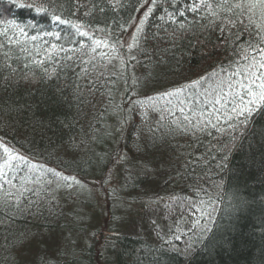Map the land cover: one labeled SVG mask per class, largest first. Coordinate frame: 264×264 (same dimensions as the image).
Instances as JSON below:
<instances>
[{"label":"trees","instance_id":"trees-1","mask_svg":"<svg viewBox=\"0 0 264 264\" xmlns=\"http://www.w3.org/2000/svg\"><path fill=\"white\" fill-rule=\"evenodd\" d=\"M140 3L0 0V264H264V114L198 130L255 71L264 21L158 0L134 42Z\"/></svg>","mask_w":264,"mask_h":264},{"label":"snow or ice","instance_id":"snow-or-ice-1","mask_svg":"<svg viewBox=\"0 0 264 264\" xmlns=\"http://www.w3.org/2000/svg\"><path fill=\"white\" fill-rule=\"evenodd\" d=\"M15 0H13V3ZM224 4L227 8V11L231 13V18L228 19V22L235 26L237 23L243 24L245 18L249 21V26L251 25L252 18L256 17L260 19L261 21H264V0H236L235 3H231L230 0H224ZM18 8H25V7H31L30 5L26 4H16L15 5ZM201 7H203V3L201 0ZM208 7H211V5H208ZM35 11L37 13L46 12L47 10L44 8H36ZM161 11L160 5L158 3V0H141L140 7L136 9L137 15L131 18V22L129 23V27L124 29L123 31L129 35H131L132 40L135 42L137 41V33H141L144 31V26L148 24L151 17L156 14V12ZM185 11H192V12H198L200 11V7L196 5V0H193V6L189 9L186 8ZM142 13V15H141ZM257 14H259L257 16ZM180 16H183L184 13H179ZM33 19H35L33 17ZM54 21H57L59 23L67 24L69 21L61 20L59 16L54 15L52 17ZM136 21H139V23H136ZM28 27H32L31 24L27 25ZM221 32L224 30V25H220ZM258 29L260 26H257ZM135 28L136 32L133 33L132 29ZM24 32V29H21V33ZM47 36H56L57 39H59V33H45ZM82 36H87V32L81 33ZM259 35V31L257 33ZM36 37H33V40H35ZM99 44L100 41H97ZM123 43L127 45L129 49L133 47V44L128 43V37H124ZM55 47V45H53ZM61 51H64V49H60ZM261 54L260 62L252 65L253 68H255V71H250L249 73H233L232 76L241 75L242 79L234 82L229 83L228 89L229 91L227 93H224L215 103L216 105H223L224 111L222 112L219 107H215V113L214 117L217 121V123H212L211 119L204 122V128L198 129L200 131L205 130L208 127L213 128L214 130L218 132L225 131V128L218 127V124L226 125V129L231 132H236L241 126H244L245 128L252 122L253 117H258L261 114H264V48L259 49ZM51 59V57H49ZM134 59V58H132ZM35 63V61H34ZM42 64L43 61H40ZM27 67V65H25ZM203 79V78H201ZM139 83V82H134ZM237 84L239 90H237ZM131 87V86H130ZM127 94V93H126ZM170 93H164V95H169ZM145 99H151V97H145ZM141 101H131L132 105L141 104ZM163 119V117H162ZM129 118L127 116H121V127L118 129L121 135H123L124 128L128 125ZM191 123V122H189ZM236 137L233 136V139ZM0 146H3L6 151L11 150L15 151V149H10V146L7 144L6 141L0 140ZM116 156L119 160H123L125 162H128V157L126 154L121 155L119 152L116 153ZM40 171H43L50 176L58 177L61 180L64 181L67 188L71 189L73 185H80L83 187L84 185L81 183V181H84V183H87L86 177H81L80 179H77L75 175L66 176L64 175L63 171H57L54 168H41ZM110 180V176H109ZM108 181H105L107 183ZM103 187V184L100 185ZM31 191V190H26ZM32 194L34 196H40L41 193L38 191H32ZM43 195H47V192L45 191ZM238 200H240L239 197H237ZM243 201L241 200V204ZM240 205L238 204L237 207ZM179 239V237H177ZM59 251V248H58ZM46 264V262H45Z\"/></svg>","mask_w":264,"mask_h":264},{"label":"rangeland","instance_id":"rangeland-1","mask_svg":"<svg viewBox=\"0 0 264 264\" xmlns=\"http://www.w3.org/2000/svg\"><path fill=\"white\" fill-rule=\"evenodd\" d=\"M136 23H137V21H136ZM134 29V28H133ZM133 29H132V31H133Z\"/></svg>","mask_w":264,"mask_h":264}]
</instances>
